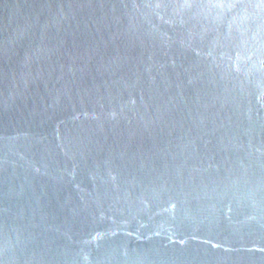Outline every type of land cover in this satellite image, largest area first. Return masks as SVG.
<instances>
[{
    "label": "water",
    "instance_id": "water-1",
    "mask_svg": "<svg viewBox=\"0 0 264 264\" xmlns=\"http://www.w3.org/2000/svg\"><path fill=\"white\" fill-rule=\"evenodd\" d=\"M0 264H264V0H0Z\"/></svg>",
    "mask_w": 264,
    "mask_h": 264
}]
</instances>
